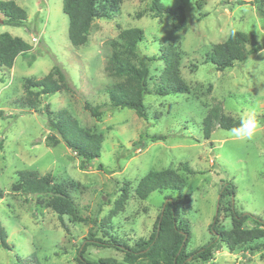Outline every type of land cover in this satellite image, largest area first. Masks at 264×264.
Masks as SVG:
<instances>
[{
  "label": "rangeland",
  "instance_id": "obj_1",
  "mask_svg": "<svg viewBox=\"0 0 264 264\" xmlns=\"http://www.w3.org/2000/svg\"><path fill=\"white\" fill-rule=\"evenodd\" d=\"M149 1H117L110 19L92 22L88 41L82 46L68 39L62 0H15L27 13L22 26L1 22L4 16L0 13V34L18 36L31 46L15 58L11 69L0 68V108L6 114L0 120V223L8 245H0V264H79L78 246L93 218L98 221L93 230L98 236L107 240L112 235L133 246L149 238L168 196L178 201L189 222L186 250L197 249L212 237L209 226L218 210L219 193L231 183L234 209L264 220V16L258 14L255 0H160L167 6L184 7L187 25L179 32L166 17L152 18L149 13L138 17ZM131 27L143 30L139 49L145 55L159 54L166 43L180 49V76L190 88L187 94L145 95L146 119L128 108L108 107L106 87L118 80L106 70L110 41L121 29ZM233 30L247 33L250 46L261 49L217 71L205 60L206 53ZM56 64L66 73L72 90L41 97L37 111L22 107L24 80L42 78ZM163 67L162 60L150 63L152 91ZM84 101L100 105L102 113L92 116L84 109ZM215 103L236 120L254 112L260 127L253 138L237 139L232 131L216 125L210 138L203 139L200 123ZM59 109H67L82 126L103 135L98 159L83 162L61 140L51 145V137L58 136L47 127L46 110ZM182 162L197 173L184 176L181 191H155L144 200L136 197L135 185L146 172L178 167ZM18 170L50 173L86 220L64 217L69 228L65 232L46 205L48 196L12 191ZM229 199H224V209ZM217 226L230 229L229 211H221ZM254 226L250 219L243 224L244 228ZM250 246L243 244L230 252L222 243L210 260L190 264H264V249L251 253ZM105 257L121 261L122 253L93 245L82 253L83 261Z\"/></svg>",
  "mask_w": 264,
  "mask_h": 264
},
{
  "label": "trees",
  "instance_id": "obj_2",
  "mask_svg": "<svg viewBox=\"0 0 264 264\" xmlns=\"http://www.w3.org/2000/svg\"><path fill=\"white\" fill-rule=\"evenodd\" d=\"M99 1V2H98ZM101 1V2H100ZM119 2V0H117ZM116 0H62V11L68 18V39L74 46H82L88 41L91 24L95 19L111 18V12L117 9ZM258 14L264 16V0H255ZM198 8H201L198 5ZM0 13L4 16L2 22L12 26H22L27 19L24 8L17 5L15 0H0ZM149 13L152 18L166 17L171 21L173 29L182 32L186 29L187 19L182 5L167 6L160 0H150L144 12L138 13L141 17ZM200 16H204L201 12ZM144 40L143 30L137 27L121 29L116 39L110 41L112 52L108 58L106 70L110 76L118 80L106 87L109 108H128L143 119L147 118L144 97L147 94L165 96L169 94H187L189 86L181 78L179 66L181 61L180 49L172 44H164L159 54L145 55L139 49ZM31 46L18 36L9 33L0 34V68L11 69L15 58L26 53ZM259 47H251L249 35L240 30H233L220 43L213 44L206 53L205 60L212 64L215 70L223 71L233 66L235 62H243ZM155 60H162L164 67L150 89L149 66ZM24 97L19 101L22 107L34 111L39 110L41 97L71 91L72 86L67 75L59 65H54L42 78H27L23 83ZM84 109L92 116L102 113L100 105H92L84 101ZM219 103L213 104L200 123L203 139H209L214 126L231 131L238 127L241 120L233 119L224 114ZM47 127L55 132L57 137H51V145L55 146L60 140L74 153L82 158L83 162H91L100 157L103 135L93 132L82 126L67 109L57 111L46 110ZM6 114L0 108V120ZM156 140L163 137L154 136ZM102 167L101 164L98 165ZM197 171L187 162L178 167H170L146 172L134 188L136 197L146 199L152 192L181 191L185 186V175L195 174ZM17 180L12 184V191L25 195L48 196L46 205L56 215L60 227L69 232L64 217H71L75 221H84L78 215V209L67 190L56 183L50 173L43 175L33 170H18ZM235 187L224 186L219 193L218 210L214 222L210 224L212 234L210 240L203 246L187 251L186 245L190 237V225L183 217L178 201L173 197H165L158 214L154 229L147 240L141 239L133 246L110 235L107 240L93 231L97 218L90 219L91 229L78 246L76 261L79 264H190L192 261H208L221 244H225L230 252L237 247L251 243V253L264 249V220L252 213L237 212L233 206ZM229 197V207L224 209L222 203ZM221 211H229L231 219L230 229H219L217 218ZM250 219L255 226L244 228V222ZM4 228L0 223V245L8 248L4 239ZM260 241V242H258ZM257 242V243H256ZM88 245L97 248H114L122 253L121 261L113 257L100 258L98 261H83L82 253Z\"/></svg>",
  "mask_w": 264,
  "mask_h": 264
},
{
  "label": "clouds",
  "instance_id": "obj_3",
  "mask_svg": "<svg viewBox=\"0 0 264 264\" xmlns=\"http://www.w3.org/2000/svg\"><path fill=\"white\" fill-rule=\"evenodd\" d=\"M260 127L259 121L254 112L246 116H242L238 127L233 128L232 135L237 139H252L256 131Z\"/></svg>",
  "mask_w": 264,
  "mask_h": 264
},
{
  "label": "built area",
  "instance_id": "obj_4",
  "mask_svg": "<svg viewBox=\"0 0 264 264\" xmlns=\"http://www.w3.org/2000/svg\"><path fill=\"white\" fill-rule=\"evenodd\" d=\"M32 41L33 42H36L37 41V38L36 37H32Z\"/></svg>",
  "mask_w": 264,
  "mask_h": 264
},
{
  "label": "water",
  "instance_id": "obj_5",
  "mask_svg": "<svg viewBox=\"0 0 264 264\" xmlns=\"http://www.w3.org/2000/svg\"><path fill=\"white\" fill-rule=\"evenodd\" d=\"M1 22H2V20H1Z\"/></svg>",
  "mask_w": 264,
  "mask_h": 264
}]
</instances>
